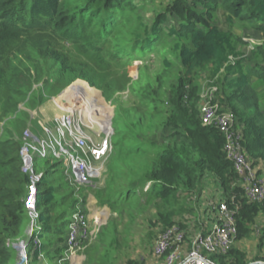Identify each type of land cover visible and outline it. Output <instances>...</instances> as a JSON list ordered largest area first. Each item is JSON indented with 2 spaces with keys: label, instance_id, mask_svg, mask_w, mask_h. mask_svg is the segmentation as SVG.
<instances>
[{
  "label": "trees",
  "instance_id": "trees-1",
  "mask_svg": "<svg viewBox=\"0 0 264 264\" xmlns=\"http://www.w3.org/2000/svg\"><path fill=\"white\" fill-rule=\"evenodd\" d=\"M154 1L0 0V264H15V243H26L31 264H40V256L53 260L65 247L51 249L53 240H67L69 176L51 169L58 162L34 171L42 176L32 221L25 206L30 175L22 172L20 155L25 142L6 124L19 114L27 123L21 104L38 109L75 80L99 90L113 108V136L95 178L102 183L93 189L100 203L112 212L154 204L171 223L185 214L200 217L202 197L210 191L215 199L216 192L215 202L234 211L237 227L225 264H264V200L245 196L223 134L201 123L196 102L199 74L228 107L238 97L247 100L237 111L239 125H246L243 141L250 153V142L264 153L257 90V83L264 86V45L245 57L248 44L235 32L243 23L264 39V0H167L150 19L145 10ZM133 68L137 75L130 76ZM253 233L258 251L249 258L240 243Z\"/></svg>",
  "mask_w": 264,
  "mask_h": 264
},
{
  "label": "rangeland",
  "instance_id": "rangeland-1",
  "mask_svg": "<svg viewBox=\"0 0 264 264\" xmlns=\"http://www.w3.org/2000/svg\"><path fill=\"white\" fill-rule=\"evenodd\" d=\"M162 2H167V0H155L153 3L147 2L145 15L152 19L155 16V11L162 9ZM216 20L217 23H220L222 22L223 17L219 15ZM235 26V32L239 34L248 44L243 49L245 57L250 55L253 47L264 45V39L259 31L251 29L243 23L235 24ZM133 70L134 68L129 73L130 76L137 75V72H134ZM203 75L204 74H199L198 76L200 81L197 82L196 91L199 118L201 119V108L204 105L214 106L217 110L216 114L224 112L232 113L234 116L233 129L240 137L242 149L252 166L254 179L257 182L264 181V153H262L261 149H259L253 142H250V150L253 152L250 153L247 145L245 144L246 142L243 141V128L246 126L245 122L243 120V125L240 126L237 121V111L246 109L248 101L238 97L235 99L236 102H233L235 108L228 107V103L219 101V98L221 95L223 96V94L218 91V87H213L212 90L207 89V85L204 83ZM83 84L88 88L81 89L77 87V85ZM257 90L259 93L260 112L264 113L263 84L257 83ZM63 94H67L65 97L66 102L72 100L70 104L71 106L69 105L65 107V105L61 104V98L59 99L57 95L64 96ZM45 102L49 111H51L52 115H54L52 121L48 119V116H51V113L46 114L47 111L45 106L39 107L38 110L41 115L36 117V113L31 111L28 103L25 105L21 104V108L25 110L30 117L27 123L21 121L26 117L19 114L17 117L9 120L6 124L7 126L14 127L16 137H20L27 144L32 142L29 138H24V132L30 127L31 132L37 136V140L39 142V144L37 141L35 142L37 146H32L34 149H38L37 147H39L40 144L44 147L53 142L52 139H55L54 135H56L54 130L58 126L56 119L65 114V111L73 108L77 110L75 114H73L74 116H72L75 123L80 126L82 133L85 132L89 135L91 134L92 137L99 127L101 128L100 132H105L104 128L107 129L108 124L104 127L103 122L106 117L109 119L111 111H113L112 106L104 99L100 91L90 87V85L83 80H75L69 84H65V86L58 93L51 95ZM58 105L61 107L59 108ZM245 114L247 116L245 118L248 120L250 112L246 110ZM30 121L31 124L29 125L28 122ZM39 122L41 124H39ZM41 126L46 127L48 129L47 132L49 130L52 132L46 136L44 129L42 130ZM112 133L109 132L107 134L113 136ZM105 135L106 134H104L103 137H105ZM224 141L226 142L225 137ZM66 143H68V141H66ZM44 151L45 155H48L47 157H44L42 154L38 156L35 151L31 150V155L34 158L35 170H33L36 173L46 172L57 162L58 163L51 168L52 170L63 168L66 170L70 179V184L67 187L66 192H73V194L69 197V218H71L72 214L75 212L84 213L86 226L81 230L80 235L77 236V239L72 245H69L67 240L62 243H58L56 240H53L52 250H54L59 244L65 246L66 248L64 247V249L57 252L53 260L50 261L43 256H40V264H165L167 258L170 256L174 257V254L177 255V258H173L172 264H178L188 253H190L192 249V233L197 232L198 230H207L209 226L211 227L215 222V200L217 199V196H215V199L212 198L210 191H207V194L201 199L202 205H200L199 208L203 214L199 212L198 216L200 217L185 214L182 216V219H180V216L175 218L172 217L171 223H169L167 218L170 219V214L163 208L158 210L154 204H149L147 208L136 204L131 205L129 208L122 205L121 210L118 212H112L107 205L98 201L93 190L101 185V180L99 183L97 181L98 179L89 178L90 182L86 184L76 180L68 155L62 153L59 148L50 150L44 147ZM22 172L24 171L22 170ZM77 200H83V202L76 204ZM35 211L30 212L33 219L32 221L36 218ZM207 214H211L209 221L206 217ZM182 221L186 223V227L182 226L184 224ZM69 223L70 221L68 222L67 233ZM198 226H202V228L199 229ZM39 227L40 226H36V229ZM173 227H177L178 231L183 232L181 242L178 245L171 242L170 248L167 251L165 250L162 253H157L156 245L162 234L167 229ZM258 227L259 226H256V229ZM34 240L38 241L36 237ZM38 243H40V241H38ZM25 244V242L14 244L17 253L15 264H31L30 256L27 254L29 248H26ZM258 244V235L256 236V234L253 233L250 238L241 241L240 246L248 252L249 258H254L258 251ZM262 249H264V247ZM225 253H227V251ZM225 253L217 254L203 252V255L210 260V264H225L226 257L222 256L225 255Z\"/></svg>",
  "mask_w": 264,
  "mask_h": 264
},
{
  "label": "built area",
  "instance_id": "built-area-1",
  "mask_svg": "<svg viewBox=\"0 0 264 264\" xmlns=\"http://www.w3.org/2000/svg\"><path fill=\"white\" fill-rule=\"evenodd\" d=\"M214 106L204 105L201 108V123L206 126L216 127L225 137L224 150L226 157L233 163L234 169L241 175L244 182V194L251 201L264 200V181H256L252 166L245 156L240 142V137L233 129L234 116L230 112L218 113ZM58 124L53 142L44 146L50 150L59 148L62 153L68 155L75 179L86 184L90 179L99 174V168L94 166V162L100 161L107 155L110 135L106 134L97 142L89 143L86 136L82 133L79 126L75 123L71 114H63L56 119ZM47 128L44 131L47 135L51 133ZM68 136V143L65 138ZM24 138L33 142L32 135L26 131ZM32 138V139H31ZM33 143H24L20 155L23 160L22 170L30 175V185L28 195L25 199V206L29 212H34L37 201V183L41 174H36L33 170L31 148ZM41 146V144H40ZM44 147L37 150L45 155ZM71 150L73 151L71 153ZM90 178V179H89ZM86 226L84 213L75 212L72 214L67 233V242L72 245L82 229ZM237 227L234 211L228 208L224 201L215 204V222L206 232H196L192 234V249L178 264H210L203 252L206 253H225L234 242ZM183 238V232L178 231L177 227L167 229L156 245V252L162 253L170 248L171 242L178 245ZM177 258V255L174 254ZM172 256L167 258L165 264H172ZM26 258V257H25Z\"/></svg>",
  "mask_w": 264,
  "mask_h": 264
},
{
  "label": "crops",
  "instance_id": "crops-1",
  "mask_svg": "<svg viewBox=\"0 0 264 264\" xmlns=\"http://www.w3.org/2000/svg\"><path fill=\"white\" fill-rule=\"evenodd\" d=\"M67 92V91H66ZM68 94V93H67ZM66 94V95H67ZM64 96H62V95H57V97H59V99L61 98V104L62 105H70L71 104V101H68V102H66L65 101V97H66V95L65 94H63ZM57 103V102H56ZM58 104V103H57ZM41 106H45V108H46V114L47 113H51V111H49V109H48V107L46 106V102H44ZM40 107V106H39ZM58 107L60 108L61 106L60 105H58ZM39 109V108H38ZM38 109H34V111L33 110H31L32 112H35L36 113V117H39V115H41L40 114V111L38 110ZM77 110H75L74 108L73 109H71V110H68V111H65L66 113H70L72 116H74L73 114H75V112H76ZM45 114V115H46ZM51 116H48V119L49 120H51L52 121V119H53V116L54 115H52V113L50 114ZM37 120H38V118H37ZM39 124H41L40 122H39ZM43 126H41V128H42ZM30 129V128H29ZM100 127L99 128H97V130H96V132L94 133V136L92 137V135L90 134H87V133H85V132H83V134L86 136V138H87V141L89 142V143H91V142H97V141H99L100 139H101V137H103L104 136V132H100ZM42 130H43V128H42ZM105 130V129H104ZM32 133V132H31ZM33 134V133H32ZM101 134V135H100ZM33 136H35L34 134H33ZM55 136V135H54ZM37 137V136H36ZM69 139H68V136H66V138H65V142L66 141H68ZM39 147L41 148V146L39 145ZM73 151L71 150V153H72ZM39 153V152H38ZM106 160V157L105 158H103L102 160H100V161H97V162H94V166L96 165V166H98V168H99V174L97 175V176H94V177H92V179L93 178H96V177H99L100 175H101V170L102 169H104V161ZM95 166V167H96ZM99 183H100V181H99ZM95 186V185H94ZM215 196H217V194H216V192H215ZM216 200H219L218 198L216 199ZM217 202H215V204H216Z\"/></svg>",
  "mask_w": 264,
  "mask_h": 264
},
{
  "label": "water",
  "instance_id": "water-1",
  "mask_svg": "<svg viewBox=\"0 0 264 264\" xmlns=\"http://www.w3.org/2000/svg\"><path fill=\"white\" fill-rule=\"evenodd\" d=\"M112 117H113V111H111V116L108 119V129L104 132L105 134L109 133V132H113V127H112Z\"/></svg>",
  "mask_w": 264,
  "mask_h": 264
},
{
  "label": "clouds",
  "instance_id": "clouds-1",
  "mask_svg": "<svg viewBox=\"0 0 264 264\" xmlns=\"http://www.w3.org/2000/svg\"><path fill=\"white\" fill-rule=\"evenodd\" d=\"M65 114H70V113H65ZM57 123V122H56ZM79 126V125H78ZM43 129L44 128H46V127H42ZM79 128H80V126H79ZM26 131H28L31 135H32V137L34 138V139H37V137L36 136H33V134L31 133V130L29 129V128H27L26 130H25V132ZM55 131V133H56V135H57V131H56V129L54 130ZM24 132V133H25ZM52 132V131H51ZM44 133H45V131H44ZM45 135L47 136V134L45 133ZM32 139V138H31ZM37 141V143L39 144V142H38V140H34L32 143H33V145H35L34 143ZM53 154H55V153H53Z\"/></svg>",
  "mask_w": 264,
  "mask_h": 264
},
{
  "label": "bare ground",
  "instance_id": "bare-ground-1",
  "mask_svg": "<svg viewBox=\"0 0 264 264\" xmlns=\"http://www.w3.org/2000/svg\"><path fill=\"white\" fill-rule=\"evenodd\" d=\"M86 105H87V104H86ZM66 106H67V105H66ZM66 106H65V107H66ZM68 106H69V105H68ZM70 106H71V105H70ZM97 109H98V108H97ZM107 122H108V117H106L105 120H104V122H103L104 127L107 126V124H108ZM104 129H105V131H106L108 128H107V129L104 128Z\"/></svg>",
  "mask_w": 264,
  "mask_h": 264
}]
</instances>
